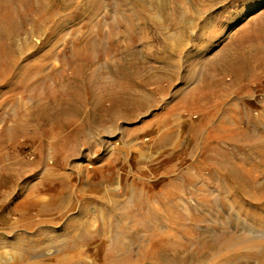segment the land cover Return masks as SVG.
Segmentation results:
<instances>
[{
	"label": "rangeland",
	"instance_id": "1",
	"mask_svg": "<svg viewBox=\"0 0 264 264\" xmlns=\"http://www.w3.org/2000/svg\"><path fill=\"white\" fill-rule=\"evenodd\" d=\"M68 2L66 31L60 41L49 46L44 41L47 33L34 37L35 47L20 55L16 76L0 81V129L15 126L18 119L27 127V134L16 142L0 145V264H57L56 257L63 248L75 242L69 237L72 233L81 242L88 235H99L105 227L126 231L138 224L144 226L155 212L165 218L177 216L164 208L166 198L171 206L180 207L185 223L179 228L170 223L150 224L151 231L155 227L162 233L173 229L178 238L172 241L185 243L202 238L205 242L235 240L220 253L214 252L216 256L212 249L201 252V256L192 249L191 256L189 252L181 255L189 256L182 257L183 264H209V260L211 264L264 263L250 256L255 247H249L258 237L251 243L264 241V225L255 223L257 214L254 221L233 203V196L241 198L242 186L231 177L234 169L245 172L256 166L251 176L258 186L264 185V159L260 157L264 152V72L247 79L232 68L233 52L238 49L233 44L236 37L244 31L253 34L257 24L264 23V0ZM17 41L19 44L21 39ZM80 45H86L84 53L96 55L91 57V67L85 68L84 79L93 72L101 75L93 82L96 94L85 91L84 95L89 101L85 110L93 115L68 113L62 119L68 125L57 127L48 119L54 113L44 119L38 108L56 98L62 103L69 101L68 85L77 80V59L70 57L76 58L72 51ZM41 58L44 62L31 70L35 76L18 82L25 67ZM117 66L124 69V77H131L132 94L141 95L147 106L128 119L117 116L115 126L109 121L110 115L104 114L107 121L103 128L96 123L99 108L95 102L100 98L109 111L119 109L112 98L103 99L104 83L112 85L108 75ZM105 75L112 80L107 81ZM202 80L243 87L245 94L229 90L224 96L225 104L210 122L223 129L217 134L212 131L210 139V125H204L207 116L192 104V92ZM78 81L83 85L82 79ZM49 93L56 95L47 98ZM79 130L84 135L71 144L68 138ZM179 158L182 161L177 163ZM243 187L245 192L256 194L248 185ZM170 194L176 196L170 198ZM263 208L264 204L260 211H254L263 217ZM194 216L203 221L195 222ZM137 217H144L145 222ZM51 242L57 244L52 248ZM227 247L230 251L233 248L232 257Z\"/></svg>",
	"mask_w": 264,
	"mask_h": 264
},
{
	"label": "bare ground",
	"instance_id": "2",
	"mask_svg": "<svg viewBox=\"0 0 264 264\" xmlns=\"http://www.w3.org/2000/svg\"><path fill=\"white\" fill-rule=\"evenodd\" d=\"M68 1L69 0H0V81L9 79L16 74L15 71L18 68V66L20 65V55L23 54L26 50H29V49L35 47L34 43L31 40L34 37H39V36L43 35L44 33H47V38H46L47 40H44V41H46L45 43L49 44V46L52 44L56 45L57 42L60 41V39H61L60 37H62L63 33L66 31L65 26H66L67 22H66V18H64V17L66 16L65 12H66L67 7L69 6L68 4H71ZM71 1H73V0H70V2ZM70 6H72V5H70ZM261 23H260V25L257 24L253 34L250 33L249 31H244L242 34H240L236 37V41L233 43L235 46H237L238 49L233 52V56H232L233 62L231 61L232 62V68L234 70H236L237 66L240 64L241 59H242V63L243 64L246 63V65H247L246 72L244 75L245 78H247L249 76H253L254 73L256 71H258V69H262L261 67H262V64L264 62V59H263V56H264V23L263 22H261ZM127 25H129V24H127ZM128 27L130 28V26H128ZM131 27H132V23H131ZM23 36H25V37H23ZM103 37H105V36H103ZM19 38L21 39V42L19 44H17V42H18L17 40ZM101 39L105 40V38H101ZM94 41H96V40H94ZM99 41H101V40H99ZM112 41H110V43ZM91 42H93V41H91ZM102 43H103V41H102ZM88 46L89 45H87V47ZM84 47L82 45H80V47L78 46L77 47L78 49L76 52H75V49H76L75 48L74 51H72V52L76 53V58L72 54L71 55L73 57H70V58H74V60L77 59V62H75V64L77 63L76 67H75V69H76L75 70L76 71L75 72V74H76L75 78L77 80L71 81L68 85L70 88V92H69V96H68L69 101L67 103H62L61 101H58V99L56 98V99H53V103L48 102L44 107L40 106L41 108H38L40 110L39 115L42 116V118H44V119H46L45 117H48V116H50V114L54 113L48 119L51 122L53 121V123L56 124L57 127H63L64 123L62 122V119H64L65 118L64 116L68 113H71L73 115H80L81 113L85 112L84 114L86 116L87 115H90V116L93 115V114H90L88 111L85 110L89 101H88L87 97H84V95L86 92L91 94V92L96 90V86H95L96 84H94V83L98 82V79L100 78L101 75L93 72V74L90 75L88 78H86L87 77V75H86V77H85L86 79H84L83 76L85 74L83 72L87 69L86 67H91V65H92L91 57L94 58V55H95V53H94L93 56H90L86 53L87 51H85V53H84L83 52ZM110 47H112V46H110ZM242 49H244V50H242ZM241 50L243 51V53H242L243 55L240 54ZM88 53H92V52H88ZM100 53L102 55V52H100ZM100 53H99V55H100ZM103 55H106V54L104 53ZM41 59H43V60H34V61H32L33 62L32 64L27 65L25 67V72L22 73L23 76L20 74V76L18 77V82L21 80L23 82L24 81L27 82V80L33 78L35 76V73L33 71H32L33 72L32 73L31 70L36 69L40 65L38 63L44 62L45 58H41ZM108 71H109V69H108ZM124 72H125L124 69L117 66V67H113L112 69H110V75L107 74L113 80L109 79L105 75V77H107L106 78L107 81L112 80V85H109L107 87L106 83H104L105 84L103 87L104 89L102 88L103 92H104V97L103 96L102 97H103V99L104 98H110V99L112 98L113 104L115 105V107H118L119 109H115L114 111H111V110L109 111L108 109H106V107L103 106V103L101 101L102 99L101 100H100V98H99V100L96 99L95 103L97 104V106H95V105L94 106L99 108L98 109L99 113L96 110V112H97L96 117L98 118V121H96V123L98 122L100 127L104 128V125L107 121L106 118L103 117L104 114L110 115L109 121L112 122L113 125L115 126L114 122H115V119L117 118V116H120L121 118L123 117V118L128 119L129 115H131V116L136 115L137 112L144 110L147 106V103H144L145 100H142L141 95L132 94V91H131L132 85L130 82L131 77L129 75L127 77H124L123 76ZM102 78H103V81H105L104 77H102ZM81 79L84 83H85V80L88 81L90 83L89 85H92V88L87 83H85V84L83 83V85L80 84L81 82H79L78 80L81 81ZM214 81H216V80H214ZM32 88H35V87H31V89ZM206 91H208V90H205V93H206ZM49 92H54V91H49ZM200 92L204 93V91H201L199 89H195L192 92V97H193V100H192L193 103L192 104L195 108L200 109L202 111L203 107H201V106H204L206 104L209 105V103H211L212 101L208 100L206 102V100L204 101L203 99L199 100L198 95L200 94ZM238 92L240 93V95L243 93V92L241 93L240 91H238ZM94 93H95V91H94ZM216 93H218V91H215L214 95ZM99 94L100 93H98V95ZM212 94H213V92H212ZM50 95L53 97V95H56V94L49 93L48 95H46V96H48L47 98H50ZM240 95H239V98H240ZM91 96H94V95H91ZM225 96H227V94H225ZM54 97H56V96H54ZM94 99L95 98H93V100ZM211 99H212V97H211ZM215 101L212 104L213 107L216 109H220V105H222L224 103V100L218 99L216 102ZM95 109H97V108H95ZM128 109L131 110L133 114H129ZM237 109H236V111H239V109L238 110ZM93 110H94V108H93ZM206 110H207L206 111L207 113H205V115H208V116H207V121L204 125L206 127H208V125H210L211 119L215 115L213 116V114H210V113H212V111L208 112L209 108H207ZM115 111H118V114H116V115L112 114ZM101 113H103V114H101ZM39 115L37 117H39ZM237 116H236V118H237ZM238 118H239V116H238ZM89 120H91V118ZM239 121H240V119H239ZM68 122H70V121H68ZM73 123H74V121L70 124L73 125ZM94 123H95V121H94ZM64 125L67 126L68 124H64ZM66 126H64V127H66ZM95 126H97V124ZM20 128H22V125L16 124V128H13L12 130L18 131ZM235 128L238 129L237 126L234 127V129ZM60 129H63V128H60ZM222 129L223 128H219V127L213 126L211 124L209 127L210 133L208 135V138L210 139V137H212V135H211L212 131L216 132V134H217L218 131H220ZM230 133H232V132H230ZM241 133H243V132H240V137H241ZM225 134L223 136H225ZM82 135H84V134L81 132V130H79L78 133L71 135L68 138V140H69V142H71V144H75L72 141L75 142V140H77ZM219 135H222V134H219ZM223 136H220V137H223ZM228 136L230 137V135H228ZM231 136H233V135H231ZM233 138H234V136H233ZM219 139H221V138H219ZM237 140H240V139H237ZM62 144H60V145L64 146L63 142H62ZM65 144L67 145V141L65 142ZM71 144L69 143V145H71ZM206 144H208V142H206ZM66 147H68V146H66ZM70 148L71 147L69 146V149ZM69 149L66 148L65 151L69 150ZM258 151H256V152H258ZM67 152H70V151H67ZM72 152L75 154V151H72ZM260 157L262 158V160L264 159V152L260 153ZM261 158H259V159H261ZM254 168L256 169L257 167L255 166ZM254 168L252 167L249 170L247 169L245 172L244 171L240 172V170L237 171L236 169H234L232 171L231 177L233 179V182L236 184L240 183V185L242 186V187L240 186L241 191H242L241 198L239 197L240 198L239 199L238 196L237 197L233 196V203L236 205L237 208L241 209V210L240 209H238V210H240V211L243 210L248 214V216H252L254 221H255V218H254L255 216H253V215L257 214L255 223L258 226L259 225L262 226V225H264V216L263 217L259 216V214L256 213L254 210L260 211L259 206L264 204V185L258 186L255 183L254 179L252 178L251 173L254 170ZM244 184L248 185L252 189V191L256 192V194H252L250 192H248V193L245 192L244 191L245 187H243ZM166 193H165V195H166ZM174 195L175 194H172V195L170 194L169 197L174 198L176 196V195L175 196ZM167 196H168V194H167ZM164 197H166V196H164ZM167 200L168 199L166 198V201H163V203L165 204L164 208L166 210L168 209L167 210V212L169 211L168 214L169 213L170 214L176 213L177 216L172 215V217L165 218L161 214L155 212L152 215H149V217H150L149 219H147V215H146L145 220L147 219V221H146L147 225L144 224V226H141L142 228L139 226V224H138L139 227L136 225L137 227L134 228V230L127 229L126 231H124L122 229H120V230L115 229L114 230L113 227H109V228L105 227V228H103L102 232L99 233V235H97V236L93 235V237L92 236L89 237V235H88V237L81 242L76 241L77 237H75L74 235H77V234L72 233V235L69 237H71L72 240H74L75 242L73 244L63 248V250L61 251V254H59V256L56 257V262H58L57 264H147V263L149 264V262H150V264H152V262L155 264H183L182 263V257L183 256H181V255L182 254L185 255V253H188L192 249H194L195 252H197V254H199L198 256H201V252L203 253L204 251L211 250V249L215 250V251H212L213 253L216 251H217V253H220L222 251V249H224V248H226V246H228V242L231 243V242L235 241V240H233V241L231 240V242H230L228 240V242H227V239L225 241L222 239L218 242H216V240L213 242L212 241L213 239H212V240H210L212 242H209V241L205 242V240L203 241V238H202V241L194 239V241H189V242L187 241V243H185V242H180L177 239L175 241H172L173 238H178V237H176L175 230H173V229H171V230L167 229V232L164 231V233H162V232H160L161 228L157 226L160 231L158 230V228L156 230V227H155V231H151L150 224H157V225L161 226L164 223H170V225L173 224L179 228L181 225H183L185 223L184 221H185L186 217L181 216L182 214L180 213L181 212L180 207L178 205L171 206L167 202ZM203 201L208 202V200H206V199ZM244 201H249L252 205H256V208L254 209L252 205H251L252 208L249 207L247 205L248 203L246 204V202H244ZM210 205H212V204H210ZM142 208H144V207H142ZM166 210H164L163 212H166ZM137 215H139V214H137ZM142 215H143V213H142ZM144 216H145V214H144ZM246 218H248V217H246ZM138 219L145 222V220H143L144 217H143V219H140V218H138ZM135 220H136V218H135ZM193 220H195V222H196V221L202 220V218H200V216H197V217L193 218ZM128 221L129 220H127V222ZM254 221H253V223H254ZM135 223H137V221ZM119 225H120V223H119ZM122 226L123 225H121L120 228ZM153 228H154V226H153ZM183 230H185V229H183ZM142 231L144 232L143 235H142ZM107 232L110 234H106ZM145 232L148 233L149 235L147 234L148 235L147 236L145 234ZM188 232H190V231H188ZM184 233H185V231H184ZM82 234H83V232H82ZM85 234L87 236V233H85ZM144 234H145V236H144ZM207 237H204V238L206 239ZM231 237H233V236H231ZM231 237L228 239H232ZM81 238L82 237H80L79 239H81ZM233 238L235 239V237H233ZM248 239L245 238V240H248ZM258 239H259V237H258ZM263 239L264 238H261L262 241H263ZM238 240H239V238H238ZM254 240H252V241H254ZM257 240H255V241H257ZM56 241H59V240H56ZM251 242H249L250 243L249 247L250 248L255 247V248H253V249H255V252L252 255H250L249 254L250 252H249L247 255L256 257V259L264 261V241L263 242L260 241V242H256V243H251ZM54 243L57 244V242H54ZM54 243L51 242L50 244L52 245ZM94 245H96V246H94ZM229 245H231V244H229ZM136 246L139 247L138 251H136V249H134V247H136ZM192 246H194V247H192ZM92 247H94L93 250H92ZM229 247H231V246H229ZM244 247H246V246H244ZM249 247H246V249ZM52 248H53V245H52ZM228 249H227V251L225 250L227 253H228V251H230V248H228ZM237 249H239V248H237ZM232 250H233V248H231V251ZM231 251L229 253H231ZM212 252L209 251L210 255ZM237 252L238 251H235L236 255H237ZM213 253H212V255H213ZM189 254L191 256L190 252H189ZM214 254L216 256V253H214ZM224 254H225V252H224ZM224 254H223V256H225ZM221 255L222 254H220L218 256H221ZM187 256L188 255H186V257H185L186 259H188V257H189V256L188 257ZM193 256H194V254H193ZM204 256H205V258L204 257L203 258L206 260L207 255H204ZM229 256H230V254H229ZM250 256L248 258H250ZM231 257H232V253H231ZM231 257H229V260L232 259ZM185 258L183 257V260ZM212 258H210V259H212ZM217 258L220 259L219 261H222L220 257H217ZM196 259H193V260L197 261ZM215 259H216V257H215ZM223 260H225V259L223 258ZM251 260H250V262H251ZM200 261H201V259L197 263H199ZM187 262L190 263V261H187ZM211 262H212V260L211 261L209 260L208 263L211 264ZM216 263H217V261H216ZM217 264H219V263H217ZM226 264H228V263L226 262ZM262 264H264V263H262Z\"/></svg>",
	"mask_w": 264,
	"mask_h": 264
},
{
	"label": "crops",
	"instance_id": "3",
	"mask_svg": "<svg viewBox=\"0 0 264 264\" xmlns=\"http://www.w3.org/2000/svg\"><path fill=\"white\" fill-rule=\"evenodd\" d=\"M243 53V51H241V53L240 54H242ZM243 55V54H242ZM263 59H264V56H263ZM246 68H247V65H246V63H242V59H241V62H240V64L237 66V69L235 70V72H237V74L238 75H240V76H244L245 75V72H246ZM262 69H258V71H256L255 73H254V75L255 74H257V72L259 73L260 71H262V72H264V62H263V64H262V67H261ZM233 86V85H232ZM232 86H228L227 84H225V83H223L222 81H212V80H209V81H207V80H202L199 84H198V87H197V89H199V90H201V91H204V93H202V92H200V94L198 95V97H199V100L200 99H203L204 101L206 100V102L208 101V100H210V101H212L211 103H209V105L208 104H206V105H204V106H201V107H203V109H202V113L205 115V113H207L206 111V109L207 108H209L210 109V112H211V110H212V113H210V114H213V116L214 115H216V113H218L219 112V109H216V108H212V104H213V102L216 100H218V99H223L224 98V96H225V94H227L228 93V91L229 90H234V91H240L241 93L243 92L244 93V88L243 87H232ZM236 86H238V85H236ZM231 87H232V89H231ZM228 88V89H227ZM205 90H208V91H206V93H205ZM210 91V92H209ZM215 91H218V93H216L215 95H214V93H215ZM226 91V92H225ZM212 92H213V94H212ZM211 97H212V99H211ZM197 98V97H196ZM215 101V102H216ZM208 105V106H207ZM205 116H208V115H205ZM207 119V118H206ZM16 124H20V125H22V128H20L18 131H14V130H12V128H16V125L15 126H13V127H4V128H2V129H0V145L1 144H10V143H14V142H16L17 141V139L20 137V136H24V135H26L27 134V127L25 126V124H22L21 123V121H20V119H18L17 120V123ZM18 127V126H17ZM212 149V148H211ZM208 160H209V158H208ZM210 160H213V158H210ZM182 161V159H177V163L179 162H181Z\"/></svg>",
	"mask_w": 264,
	"mask_h": 264
},
{
	"label": "built area",
	"instance_id": "4",
	"mask_svg": "<svg viewBox=\"0 0 264 264\" xmlns=\"http://www.w3.org/2000/svg\"><path fill=\"white\" fill-rule=\"evenodd\" d=\"M195 118L197 117V115L196 116H194Z\"/></svg>",
	"mask_w": 264,
	"mask_h": 264
}]
</instances>
